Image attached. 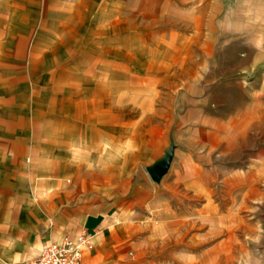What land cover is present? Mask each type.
I'll return each mask as SVG.
<instances>
[{"label":"crops","instance_id":"1","mask_svg":"<svg viewBox=\"0 0 264 264\" xmlns=\"http://www.w3.org/2000/svg\"><path fill=\"white\" fill-rule=\"evenodd\" d=\"M93 1L0 0V264L33 259L46 244L81 233L91 238L81 248L84 264H141L157 227L151 208L159 189L146 168L178 137L184 150L173 181L193 186L209 174L197 192L205 203L192 217L208 237L229 230L230 202L221 209L209 184L222 180V199L231 198V173L218 171L212 155L228 157L249 131L247 107L226 113L211 94L221 83L212 75L220 42L234 32L222 27L235 23L230 0L191 1L195 48L179 54L170 92L159 87L153 98L147 91L143 102L132 84L89 81L81 65L69 63L79 52L70 42L76 14ZM54 9L60 16L52 17ZM173 95L176 103H168ZM175 217L158 222L166 238L187 223ZM209 244L180 264H215Z\"/></svg>","mask_w":264,"mask_h":264},{"label":"rangeland","instance_id":"2","mask_svg":"<svg viewBox=\"0 0 264 264\" xmlns=\"http://www.w3.org/2000/svg\"><path fill=\"white\" fill-rule=\"evenodd\" d=\"M191 1L94 0L87 3L90 7L77 12L78 18L72 25L71 48L76 47L79 52L71 56L69 63L81 65L89 81L118 80L123 85L132 84L137 102L147 100V91L154 98L159 87L163 95L166 90L170 92L166 85L177 79L173 67L181 59L179 54L190 49V45L195 48L188 36L196 29L193 18L198 10ZM230 4V19L235 23L222 27L234 32H228L220 42L219 47L224 49L212 75L221 83L211 94L226 113L247 107L249 131L243 146L228 157L212 155V162L219 165L218 171L231 173L227 180L230 183L226 182L231 198L226 195L222 199L225 187L222 180L213 178L209 184L215 198L221 200V209L223 202L226 207L230 202L229 230L225 233L216 230L208 237L197 217H192L205 203L197 192L207 187L203 179L209 174L200 173L201 182L193 186L174 182L178 176L179 151L184 144L183 138H173L170 145L177 149L176 155L169 171L158 182L151 208L157 227L151 229L140 251L141 264H180L188 254L201 253L208 243L216 246L215 264H264V0H230ZM59 12L54 9L52 17L60 16ZM237 53L247 56H237ZM167 65L168 71H160L161 66ZM157 101H160L158 96ZM166 101L175 104V95ZM238 172L242 174L240 182L235 179ZM210 176L214 177V173ZM177 212L187 217V223L178 231L175 227L169 230L166 238L158 222L162 218L175 219Z\"/></svg>","mask_w":264,"mask_h":264},{"label":"built area","instance_id":"3","mask_svg":"<svg viewBox=\"0 0 264 264\" xmlns=\"http://www.w3.org/2000/svg\"><path fill=\"white\" fill-rule=\"evenodd\" d=\"M90 239L88 234L81 233L50 242L35 258L17 264H84L81 260V248L90 246Z\"/></svg>","mask_w":264,"mask_h":264},{"label":"water","instance_id":"4","mask_svg":"<svg viewBox=\"0 0 264 264\" xmlns=\"http://www.w3.org/2000/svg\"><path fill=\"white\" fill-rule=\"evenodd\" d=\"M174 155V145L171 144L164 155L146 168L148 175L154 182H159L170 169Z\"/></svg>","mask_w":264,"mask_h":264}]
</instances>
